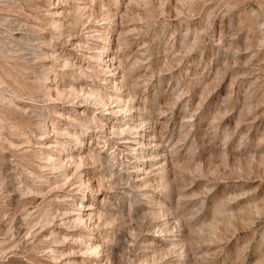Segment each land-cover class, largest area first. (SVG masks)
Segmentation results:
<instances>
[{
	"label": "rangeland",
	"instance_id": "obj_1",
	"mask_svg": "<svg viewBox=\"0 0 264 264\" xmlns=\"http://www.w3.org/2000/svg\"><path fill=\"white\" fill-rule=\"evenodd\" d=\"M0 264H264V0H0Z\"/></svg>",
	"mask_w": 264,
	"mask_h": 264
},
{
	"label": "bare ground",
	"instance_id": "obj_2",
	"mask_svg": "<svg viewBox=\"0 0 264 264\" xmlns=\"http://www.w3.org/2000/svg\"><path fill=\"white\" fill-rule=\"evenodd\" d=\"M91 86V85H90ZM89 86V88H88V86H87V88H85L86 90H82V92H86V94H87V96H89L90 98H92L93 97V99L95 98V100L98 102V103H100V104H102L103 102H104V99H105V95H103L101 92H98V91H96V90H94L92 87H90ZM94 86V85H93ZM96 86V85H95ZM58 92V91H57ZM59 93V92H58ZM79 96V95H78ZM86 96V95H85ZM101 106V105H100ZM110 110V109H109ZM111 111V112H110ZM109 112H110V114L111 113H115V111L112 109V110H110ZM107 116L109 115V114H106ZM105 144H107V142H105ZM50 145V144H49ZM87 158V157H86ZM89 159H91V160H95V157H93V156H91V157H89ZM96 160L97 161H100L99 160V158H96ZM96 161V162H97ZM82 163V160H81V158H79L78 160H75L74 159V156H72V154L70 155V159H69V161L67 162V164L68 165H70V164H81ZM91 206V205H90ZM92 209V208H91ZM91 209H89L90 211H91ZM85 214V213H84ZM88 215V214H87Z\"/></svg>",
	"mask_w": 264,
	"mask_h": 264
}]
</instances>
